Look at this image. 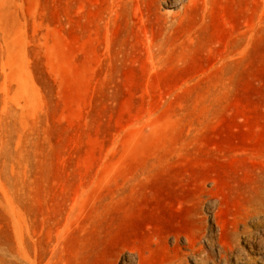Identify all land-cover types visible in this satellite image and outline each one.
<instances>
[{
	"label": "rangeland",
	"instance_id": "1",
	"mask_svg": "<svg viewBox=\"0 0 264 264\" xmlns=\"http://www.w3.org/2000/svg\"><path fill=\"white\" fill-rule=\"evenodd\" d=\"M14 216L37 264H264V0H0Z\"/></svg>",
	"mask_w": 264,
	"mask_h": 264
},
{
	"label": "bare ground",
	"instance_id": "2",
	"mask_svg": "<svg viewBox=\"0 0 264 264\" xmlns=\"http://www.w3.org/2000/svg\"><path fill=\"white\" fill-rule=\"evenodd\" d=\"M19 221V218L16 217V231L13 241H3L0 239V264H37V262L30 257L28 252H26L23 246V239L20 229L21 223ZM225 252L226 249H224L223 255H225Z\"/></svg>",
	"mask_w": 264,
	"mask_h": 264
}]
</instances>
